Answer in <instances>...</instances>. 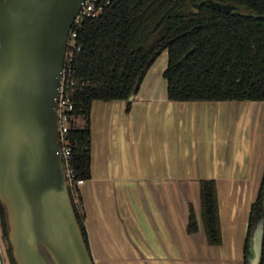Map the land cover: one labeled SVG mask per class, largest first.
I'll return each mask as SVG.
<instances>
[{
  "label": "crops",
  "instance_id": "0c3cea01",
  "mask_svg": "<svg viewBox=\"0 0 264 264\" xmlns=\"http://www.w3.org/2000/svg\"><path fill=\"white\" fill-rule=\"evenodd\" d=\"M168 63L164 51L129 110L126 101L92 104L91 178L79 190L94 263L245 264L264 172V102L170 101ZM203 180L216 182L218 246L203 223Z\"/></svg>",
  "mask_w": 264,
  "mask_h": 264
},
{
  "label": "trees",
  "instance_id": "16d2710c",
  "mask_svg": "<svg viewBox=\"0 0 264 264\" xmlns=\"http://www.w3.org/2000/svg\"><path fill=\"white\" fill-rule=\"evenodd\" d=\"M74 31L76 47L66 64L76 81L72 114L84 120V127L72 122L67 135L75 181L91 178L93 102L126 101L129 110L130 97L164 51L169 55L164 78L170 101L264 102V0H110L104 14L84 19ZM70 195L90 252L79 187L70 186ZM201 203L208 242L221 245L214 180L201 182ZM0 222L9 263L17 264L1 202ZM259 222L264 223V177L251 208L245 264H250L251 238ZM187 224L189 233L198 231L193 206L187 210Z\"/></svg>",
  "mask_w": 264,
  "mask_h": 264
},
{
  "label": "water",
  "instance_id": "95a60500",
  "mask_svg": "<svg viewBox=\"0 0 264 264\" xmlns=\"http://www.w3.org/2000/svg\"><path fill=\"white\" fill-rule=\"evenodd\" d=\"M84 1L0 2V202L17 264H95L70 195L58 105ZM263 239L259 222L250 264H261Z\"/></svg>",
  "mask_w": 264,
  "mask_h": 264
},
{
  "label": "built area",
  "instance_id": "2783aa9c",
  "mask_svg": "<svg viewBox=\"0 0 264 264\" xmlns=\"http://www.w3.org/2000/svg\"><path fill=\"white\" fill-rule=\"evenodd\" d=\"M110 0H85L82 4L79 15L77 16L73 29L68 39V52L66 56L65 67L63 71L62 82L58 91V105L60 116V145L61 154L65 161L67 178L70 186L80 187L83 185L84 180L75 181L73 171L69 168L68 159L71 153L70 142L67 138L68 131L72 122H77L73 116L74 104L71 100V92L76 86V81L72 78V70L67 67V61L72 58L71 49L76 47L77 33L74 31L75 25H80L86 18H96L104 14Z\"/></svg>",
  "mask_w": 264,
  "mask_h": 264
},
{
  "label": "rangeland",
  "instance_id": "374dc122",
  "mask_svg": "<svg viewBox=\"0 0 264 264\" xmlns=\"http://www.w3.org/2000/svg\"><path fill=\"white\" fill-rule=\"evenodd\" d=\"M77 126L84 127V120L78 119L77 120ZM8 249L9 244L3 237L2 229H1V222H0V264H10L8 259Z\"/></svg>",
  "mask_w": 264,
  "mask_h": 264
}]
</instances>
